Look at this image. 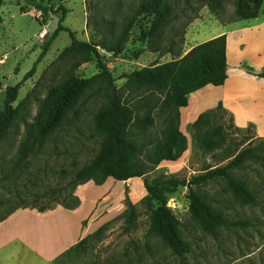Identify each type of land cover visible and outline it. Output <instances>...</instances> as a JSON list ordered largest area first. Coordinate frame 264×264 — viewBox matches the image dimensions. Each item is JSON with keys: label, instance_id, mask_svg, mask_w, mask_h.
<instances>
[{"label": "rangeland", "instance_id": "374dc122", "mask_svg": "<svg viewBox=\"0 0 264 264\" xmlns=\"http://www.w3.org/2000/svg\"><path fill=\"white\" fill-rule=\"evenodd\" d=\"M141 1L4 0L0 7V95L7 86L16 85L31 70L42 52L46 36L62 17L63 11L54 13L51 4L54 9L60 5L67 9L63 24L76 32L79 39L98 42L102 35L96 29L95 20L100 15L110 19L115 12L119 27L124 18L133 15ZM173 1L177 2L176 30L187 24L183 29L186 32L181 49L184 54L196 40L210 37L226 28L224 25L233 23L229 27L248 28L239 33L245 44L244 53L240 55L234 51V55L243 58L242 67L251 75L261 76L264 73V68L258 66L264 62V37L256 40L255 26L256 22L264 19V2L257 20L253 18L224 24L223 19L218 18L208 5L203 6L197 0ZM116 2H119V7H115ZM223 4L225 7L221 16L229 21L235 5L233 0H223ZM150 18L147 14L138 18L121 54L104 50L102 53L122 98L130 104H139L140 116L150 115L153 118V124L145 132L133 128L134 138L144 142L138 159L147 177L154 179L158 175H177L189 181L207 167L227 164L231 159L227 158L229 154L238 153L248 146L247 138H253V145L261 138L256 136L254 123L238 127L224 107L216 106L209 109L213 113L205 130L214 140L221 141V146L213 151L204 150L194 134L193 123H183L180 108L170 107L164 102L165 93L139 88L128 79L134 71L156 62L170 61L174 57L170 53L143 50L146 45L140 36ZM70 44L69 31H61L38 64L36 73L20 88L18 100L14 103L15 106L20 104L18 116L0 144V201L3 202L0 204V217L6 214L9 199L18 193L27 197L28 207L39 208L49 202H52V207L59 206L54 200L64 199L65 192L61 195L52 193L38 200L35 197L46 190L66 186L73 172L90 162L101 148L103 137L95 119L107 105L108 98L100 81L85 91L57 129L42 142L29 130V126L32 128L44 123L53 93L66 83L71 74L89 78L100 71L95 56L78 67H73V57L59 58ZM140 50L143 51L137 54ZM167 142L172 148L173 159L154 165L148 156L157 145ZM23 152H27V156L21 168L12 179H5V173L11 171ZM233 173L254 193V203L242 202L224 178H215L194 188L229 220H243L248 225L219 227L216 234H211L191 216L188 187L180 186L171 194L168 205L179 218L182 238L189 245V251L183 254L176 253L160 235L151 232L153 204L147 200L143 177L126 181L109 178L101 185L91 180L77 186L74 194L80 200V190L81 194H85L86 208H92L89 221H93V228L79 247L60 257L55 264H264V162L248 160L243 166L235 168ZM128 200L136 205L139 214L137 224L130 232L125 229L124 216ZM65 202L71 203L72 199L66 197ZM35 262V253L21 249L7 252L2 264Z\"/></svg>", "mask_w": 264, "mask_h": 264}, {"label": "trees", "instance_id": "16d2710c", "mask_svg": "<svg viewBox=\"0 0 264 264\" xmlns=\"http://www.w3.org/2000/svg\"><path fill=\"white\" fill-rule=\"evenodd\" d=\"M197 1L203 6L208 5L218 18L223 19L224 22L222 21V23L224 24L231 21L257 18L264 2V0H233L235 5L234 14L229 21H225L221 16L225 7L223 0ZM3 2L4 0H0V7ZM176 3L173 0H142L133 15L124 18L119 27H117L118 23L115 21V12L113 18L110 19L100 15L95 20L96 29L102 35L98 42L79 39L76 32L63 24L67 9L61 5L54 9L51 4V10L54 13L60 10L63 11L62 17L50 34L46 36L42 45V52L34 62L31 70L25 74L19 83L14 86H7L0 95V144L18 116L20 104L15 106L14 103L18 100L23 83L36 73L38 64L45 57L59 33L63 30L69 31L71 44L63 49L59 58L73 57L75 58L73 67H78L83 62L92 60L95 56L100 71L89 78H79L75 74H71L66 83L53 93V99L44 123L33 125L32 128L29 126V130L42 142L46 136L57 129L67 112L85 91L92 87L95 82L100 81L104 84L103 88L107 91L108 98L107 105L98 112L95 119L96 127L103 137L102 145L90 162L73 172L72 179L66 186L37 194L35 200L48 197L52 193L61 195L65 192V198H71V203L65 202V198L62 200L56 198L54 201L66 208L73 209L80 204V200L74 194V189L81 184L93 180L101 185L109 178L126 181L131 178L146 176L144 182L148 192L147 200L153 204L150 214V230L160 235L164 242L173 248L176 253L183 254L189 251V245L182 238L179 218L168 205L171 194L176 192L180 186H187L191 216L200 223L205 231L211 234H216L219 227L248 225L243 220H229L223 213L206 202L194 186L215 178H224L233 193L242 202L254 203V193L235 177L233 170L243 166L248 160H261L264 162V137H258L261 138V141L255 145L252 143L253 138H247V141H249L248 146L238 153L229 154L227 158L231 159L227 164L207 167L202 173L194 176L189 181L177 175H158L154 179L147 177L146 170L138 159V154L142 150L144 142H139L134 138L133 128L145 132V129L153 124V118L150 115L140 116L138 114L140 105L130 104L122 98L120 89L115 83L116 79L109 70L102 50L115 55L121 54L129 40L134 24L141 15L147 14L151 18L148 20L146 28L142 29L140 36V40L146 45L143 50L159 52L160 54L170 53L174 57L170 61L156 62L129 74L128 79L133 84L139 88L153 89L165 93L164 102L175 108L187 106L190 95L207 85H223L228 78L227 35L223 34L199 43L184 54L181 49L186 33L183 29L187 24L185 23L182 29L176 30L178 18L175 10ZM119 6V2H116L115 7ZM143 50H140L137 54H140ZM261 76H264V73ZM217 108H223L222 103H219ZM212 113L213 110H207L201 113L193 122L194 134L200 145L207 151H213L221 146V141L214 140L205 130ZM172 154L169 143H161L156 146L148 159L154 165H159L163 160L173 159ZM25 156H27V152H23L22 158L14 162L11 171L5 173V179L10 180L13 178L14 174L21 168ZM2 203L0 201V204ZM8 203L6 214L0 217V221L5 220L16 210L27 208L29 205L27 197L25 198L20 193L10 198ZM51 204L52 202H49L48 205L42 204L38 209L40 211L51 209L53 208ZM124 216L125 229L130 232L135 228L139 217L136 205L130 200H128ZM85 240L86 238H83L80 242ZM80 242L70 250L79 247Z\"/></svg>", "mask_w": 264, "mask_h": 264}, {"label": "crops", "instance_id": "0c3cea01", "mask_svg": "<svg viewBox=\"0 0 264 264\" xmlns=\"http://www.w3.org/2000/svg\"><path fill=\"white\" fill-rule=\"evenodd\" d=\"M231 25L233 23L226 24V28L194 43L193 46L227 35L228 78L223 85H207L193 92L188 105L180 108L181 118L185 124L193 123L201 113L222 103L238 127L243 128L252 122L256 136L264 137V77L253 76L244 70L243 58L234 55V51L240 55L244 53L245 44L239 33L248 28H231ZM255 26L258 40L264 37V19L256 22ZM258 66L264 68V62ZM79 191L80 204L76 208L61 205L44 211L33 207L21 208L0 221V264L6 260L7 252L21 249L35 253V264H55L87 236L93 228V221H89L92 208H86L85 194Z\"/></svg>", "mask_w": 264, "mask_h": 264}, {"label": "water", "instance_id": "95a60500", "mask_svg": "<svg viewBox=\"0 0 264 264\" xmlns=\"http://www.w3.org/2000/svg\"><path fill=\"white\" fill-rule=\"evenodd\" d=\"M146 176H143V178L145 179Z\"/></svg>", "mask_w": 264, "mask_h": 264}]
</instances>
